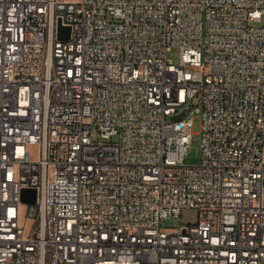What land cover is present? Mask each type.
Listing matches in <instances>:
<instances>
[{
	"label": "built area",
	"instance_id": "obj_1",
	"mask_svg": "<svg viewBox=\"0 0 264 264\" xmlns=\"http://www.w3.org/2000/svg\"><path fill=\"white\" fill-rule=\"evenodd\" d=\"M263 193L264 0H0V264H264Z\"/></svg>",
	"mask_w": 264,
	"mask_h": 264
},
{
	"label": "rangeland",
	"instance_id": "obj_2",
	"mask_svg": "<svg viewBox=\"0 0 264 264\" xmlns=\"http://www.w3.org/2000/svg\"><path fill=\"white\" fill-rule=\"evenodd\" d=\"M71 1V0H66ZM167 59L173 63L177 64L179 61V51L177 48L173 47L167 52ZM209 72V70H206ZM200 104H196L192 106L191 110L194 108H200ZM193 118V125L191 128L192 131V140L190 144V149L185 156V163L187 164H197L201 160V134H200V127H201V118L200 112L192 111L190 114ZM263 204H264V193H263ZM196 217V211L193 209L183 210L179 217H167L162 220L161 225L163 228L166 229H178L184 225H188L193 223ZM31 220L27 222V228L30 226Z\"/></svg>",
	"mask_w": 264,
	"mask_h": 264
},
{
	"label": "water",
	"instance_id": "obj_3",
	"mask_svg": "<svg viewBox=\"0 0 264 264\" xmlns=\"http://www.w3.org/2000/svg\"><path fill=\"white\" fill-rule=\"evenodd\" d=\"M59 37L60 38H68L69 36V27H62L59 23ZM186 109H184L183 111H181L178 114L172 115L170 117V120H178L181 119L185 113ZM21 200L23 202H27V203H34L36 201V189L35 188H28V189H24L22 190V194H21Z\"/></svg>",
	"mask_w": 264,
	"mask_h": 264
}]
</instances>
